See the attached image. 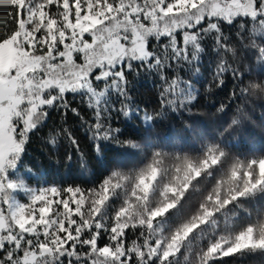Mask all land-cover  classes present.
<instances>
[{"label":"trees","instance_id":"1","mask_svg":"<svg viewBox=\"0 0 264 264\" xmlns=\"http://www.w3.org/2000/svg\"><path fill=\"white\" fill-rule=\"evenodd\" d=\"M177 1L68 4L153 9ZM27 4L54 19L64 11L57 0H0V45L19 30ZM258 28L251 19L217 21L204 29L195 56L179 55L168 38H151L148 60L125 61L116 79L93 77L98 102L85 92L68 93L38 112L11 174L31 192L55 194L74 208L52 211L63 238H74L41 264L87 263L97 250L118 253L116 264H264V247L223 257L213 250L250 230L264 235L258 167L264 33ZM16 136L22 140L20 129ZM166 189L171 192L163 195ZM155 193L173 203L157 217ZM3 238L0 264H36L37 249L48 245L42 235L17 245Z\"/></svg>","mask_w":264,"mask_h":264},{"label":"rangeland","instance_id":"2","mask_svg":"<svg viewBox=\"0 0 264 264\" xmlns=\"http://www.w3.org/2000/svg\"><path fill=\"white\" fill-rule=\"evenodd\" d=\"M59 2L64 11L56 19L42 6L27 4V17L19 30L0 45V245L3 236L17 245L25 236L42 235L48 245L37 249L42 259L36 264L54 257L74 238L72 234L64 239V228L58 229L61 226L51 216L60 207L74 211L72 205L62 203L55 194L31 192L11 174L22 151L21 141L34 127L38 112L68 93L85 92L98 102L93 77L116 79L125 61L148 60L151 38H168L179 55L191 52L195 56L201 50L204 29L213 28L217 21L251 19L264 33V0H179L167 7L116 10L73 8L68 0ZM18 129L22 140L16 136ZM258 167L264 178V160ZM153 179L144 183L147 190ZM166 192L171 189L162 194ZM169 197H158L153 217L173 206L166 201ZM247 246L264 247V235L250 230L213 250L223 257ZM91 256L82 264H116L122 258L109 250H97Z\"/></svg>","mask_w":264,"mask_h":264}]
</instances>
